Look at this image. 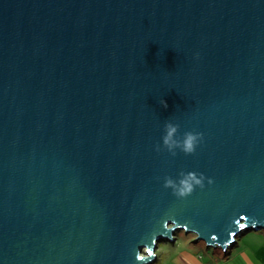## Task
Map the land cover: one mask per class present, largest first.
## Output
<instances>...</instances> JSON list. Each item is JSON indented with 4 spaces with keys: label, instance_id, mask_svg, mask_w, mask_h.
I'll use <instances>...</instances> for the list:
<instances>
[{
    "label": "water",
    "instance_id": "95a60500",
    "mask_svg": "<svg viewBox=\"0 0 264 264\" xmlns=\"http://www.w3.org/2000/svg\"><path fill=\"white\" fill-rule=\"evenodd\" d=\"M263 229L264 0H0V264Z\"/></svg>",
    "mask_w": 264,
    "mask_h": 264
},
{
    "label": "crops",
    "instance_id": "0c3cea01",
    "mask_svg": "<svg viewBox=\"0 0 264 264\" xmlns=\"http://www.w3.org/2000/svg\"><path fill=\"white\" fill-rule=\"evenodd\" d=\"M175 242V241H174ZM199 240L189 244L186 241L174 244V252H162L155 259V264H264V238L255 234L248 238L237 250H230V255L221 258L216 254L203 252ZM216 247V246H215ZM217 252V250H213Z\"/></svg>",
    "mask_w": 264,
    "mask_h": 264
},
{
    "label": "clouds",
    "instance_id": "9594fccd",
    "mask_svg": "<svg viewBox=\"0 0 264 264\" xmlns=\"http://www.w3.org/2000/svg\"><path fill=\"white\" fill-rule=\"evenodd\" d=\"M161 104L167 107L166 103L161 100ZM166 134L162 137L163 144L169 149L172 148L176 141L173 139L174 133L177 131V126L171 123L165 124ZM200 136V133L186 132L184 134L182 150L185 153H192L195 150V144L197 142V137ZM172 182L166 181V185L171 184ZM193 183L196 185L201 184V180L197 179L194 173L189 172L185 178L181 179L179 182V187L176 190V194L179 196H184L191 193L193 190ZM231 247V246H230Z\"/></svg>",
    "mask_w": 264,
    "mask_h": 264
},
{
    "label": "rangeland",
    "instance_id": "374dc122",
    "mask_svg": "<svg viewBox=\"0 0 264 264\" xmlns=\"http://www.w3.org/2000/svg\"><path fill=\"white\" fill-rule=\"evenodd\" d=\"M255 234H260V237L261 238H264V229L263 230H258V231L249 230V231L243 232V235L241 237H239V236L237 237V239H236L237 240L236 246L229 247L228 254H226L225 256H223V258H225L228 255H230V253H231L230 250H231L232 247H233V249H232L233 251L234 250H237L238 245L241 246L243 243L246 242V240L248 238H252V236L255 235ZM175 236H176L175 242L164 240V241L159 242L157 244V248L154 250L156 256H159L162 252H166V253L167 252L169 253L171 251L174 252V250H172L174 248V246H175L173 243L176 244L177 242L186 241L189 244L195 238V236L193 234H191V233H185L184 230H177V231H175ZM198 243L202 246L203 252H205V253L208 252L210 254H216V255H218V256L221 257V255H223L226 252L221 246H218V248L215 247V246L211 247V245H207L203 241H199ZM213 250H217V252H214ZM169 255H170V253H169ZM150 264H155V262L152 261V263H150Z\"/></svg>",
    "mask_w": 264,
    "mask_h": 264
},
{
    "label": "trees",
    "instance_id": "16d2710c",
    "mask_svg": "<svg viewBox=\"0 0 264 264\" xmlns=\"http://www.w3.org/2000/svg\"><path fill=\"white\" fill-rule=\"evenodd\" d=\"M242 235H243V232L239 234V237H241ZM173 236H174V241H175V240H176L175 233L173 234ZM236 239H237V238H236ZM174 241H173V242H174ZM236 242H237V240H236ZM236 242H235V243H236ZM173 244H175V243H173ZM156 258H157V256H156ZM154 262H155V260H154Z\"/></svg>",
    "mask_w": 264,
    "mask_h": 264
},
{
    "label": "snow or ice",
    "instance_id": "6c2138e0",
    "mask_svg": "<svg viewBox=\"0 0 264 264\" xmlns=\"http://www.w3.org/2000/svg\"><path fill=\"white\" fill-rule=\"evenodd\" d=\"M245 227H246L245 224H239V228H240V229H244ZM233 235H235V234H233Z\"/></svg>",
    "mask_w": 264,
    "mask_h": 264
},
{
    "label": "built area",
    "instance_id": "2783aa9c",
    "mask_svg": "<svg viewBox=\"0 0 264 264\" xmlns=\"http://www.w3.org/2000/svg\"><path fill=\"white\" fill-rule=\"evenodd\" d=\"M225 250V249H224ZM226 251V250H225Z\"/></svg>",
    "mask_w": 264,
    "mask_h": 264
}]
</instances>
